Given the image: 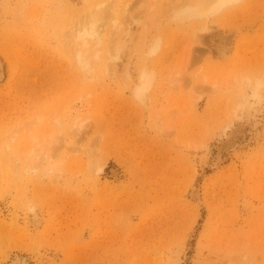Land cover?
<instances>
[{
    "label": "rangeland",
    "instance_id": "1",
    "mask_svg": "<svg viewBox=\"0 0 264 264\" xmlns=\"http://www.w3.org/2000/svg\"><path fill=\"white\" fill-rule=\"evenodd\" d=\"M185 1L0 0V264H264V0Z\"/></svg>",
    "mask_w": 264,
    "mask_h": 264
},
{
    "label": "bare ground",
    "instance_id": "2",
    "mask_svg": "<svg viewBox=\"0 0 264 264\" xmlns=\"http://www.w3.org/2000/svg\"><path fill=\"white\" fill-rule=\"evenodd\" d=\"M233 1H235V0H224V3L221 4L220 0H191L190 2L185 1V3L182 6L185 7V15L187 17L202 19L203 17L207 18V16L208 15L210 16L211 13L217 12L219 9H221L224 6H227V4H229ZM180 3L182 4L181 1H180ZM180 3H179V5H180ZM176 6H178V4ZM169 7L172 8L173 6L170 5ZM102 8H100L99 11L103 14L104 12H102V10H103ZM126 10H128V9H126ZM126 10H123V11H126ZM110 21L112 22V26L118 30L119 24L117 23V20L113 17V15L110 17L109 22ZM202 21H204V19ZM196 23H197V21H196ZM201 23L202 22H200V24ZM203 24H204V22H203ZM95 25H96L95 22H92L90 24L89 28H85L82 33H80V30H79V32L76 33V35L74 36V39H73V42L75 45L74 46V51H75L74 56L76 57V58L74 57V59H76L75 60L76 63L81 66V69H87L88 67H90L92 60L99 59L98 53H94V52L92 53L91 52L90 54H88V51H86L87 42L92 41L93 39L98 37L102 32V28L100 29V26L95 28ZM199 27H200V25H199ZM194 29L197 30V27L196 28L194 27ZM200 30L204 31V30H206V27L203 25V27L200 28ZM192 31H194V30L192 29ZM192 33H194V32H192ZM208 39H209L208 43L210 44V47L212 49H215L217 52L223 51V49H224V35H222L220 32H216L215 34H213ZM80 44L83 47V49H81ZM115 45L117 46V45H119V43L115 42ZM74 51H73V53H74ZM107 67H108L107 64H105V67H104L105 72L108 71ZM2 75H3V70H2V65L0 62V77H2ZM76 129H78V127ZM75 148L76 147L74 146V148H72V150H75ZM51 155L43 153L40 157L36 158V162H38V161L47 162L52 157Z\"/></svg>",
    "mask_w": 264,
    "mask_h": 264
},
{
    "label": "clouds",
    "instance_id": "3",
    "mask_svg": "<svg viewBox=\"0 0 264 264\" xmlns=\"http://www.w3.org/2000/svg\"><path fill=\"white\" fill-rule=\"evenodd\" d=\"M220 2H221V4H223L224 3V0H220Z\"/></svg>",
    "mask_w": 264,
    "mask_h": 264
}]
</instances>
